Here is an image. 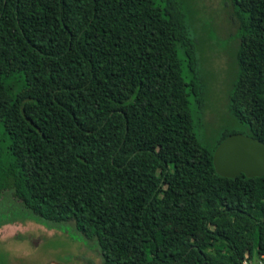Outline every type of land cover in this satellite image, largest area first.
Listing matches in <instances>:
<instances>
[{"label": "trees", "instance_id": "16d2710c", "mask_svg": "<svg viewBox=\"0 0 264 264\" xmlns=\"http://www.w3.org/2000/svg\"><path fill=\"white\" fill-rule=\"evenodd\" d=\"M227 1L225 124L264 142V0ZM187 17L186 0H0V192L72 221L102 264L264 255V174L218 175L213 151L232 131L211 148L196 132Z\"/></svg>", "mask_w": 264, "mask_h": 264}, {"label": "rangeland", "instance_id": "374dc122", "mask_svg": "<svg viewBox=\"0 0 264 264\" xmlns=\"http://www.w3.org/2000/svg\"><path fill=\"white\" fill-rule=\"evenodd\" d=\"M186 2L195 66L190 71L187 56L180 53L182 75L187 82L194 77L200 86L202 106L189 94L190 107L202 123L196 127L197 134L203 133V143L211 148L223 131L243 134L242 128L225 124L234 75L236 21L227 0ZM3 142L0 135L1 146ZM0 264H102V257L98 246L85 239L72 221L40 220L6 189L0 192Z\"/></svg>", "mask_w": 264, "mask_h": 264}, {"label": "water", "instance_id": "95a60500", "mask_svg": "<svg viewBox=\"0 0 264 264\" xmlns=\"http://www.w3.org/2000/svg\"><path fill=\"white\" fill-rule=\"evenodd\" d=\"M212 164L215 172L224 177L261 176L264 174V142L241 133L228 134L215 147Z\"/></svg>", "mask_w": 264, "mask_h": 264}, {"label": "built area", "instance_id": "2783aa9c", "mask_svg": "<svg viewBox=\"0 0 264 264\" xmlns=\"http://www.w3.org/2000/svg\"><path fill=\"white\" fill-rule=\"evenodd\" d=\"M241 264H264V255L260 254L256 257H250L248 253L243 255Z\"/></svg>", "mask_w": 264, "mask_h": 264}]
</instances>
